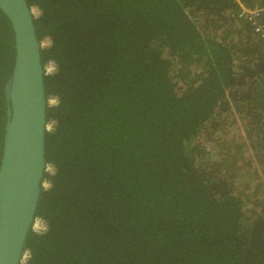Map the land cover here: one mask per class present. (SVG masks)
Segmentation results:
<instances>
[{
    "label": "trees",
    "instance_id": "16d2710c",
    "mask_svg": "<svg viewBox=\"0 0 264 264\" xmlns=\"http://www.w3.org/2000/svg\"><path fill=\"white\" fill-rule=\"evenodd\" d=\"M28 3L56 103L24 264H264V35L239 16L264 0ZM15 56L0 11V164Z\"/></svg>",
    "mask_w": 264,
    "mask_h": 264
},
{
    "label": "water",
    "instance_id": "95a60500",
    "mask_svg": "<svg viewBox=\"0 0 264 264\" xmlns=\"http://www.w3.org/2000/svg\"><path fill=\"white\" fill-rule=\"evenodd\" d=\"M15 37V62L5 85L7 124L0 164V264H24L28 237L49 186L45 139L52 129L37 10L28 0H0Z\"/></svg>",
    "mask_w": 264,
    "mask_h": 264
},
{
    "label": "built area",
    "instance_id": "2783aa9c",
    "mask_svg": "<svg viewBox=\"0 0 264 264\" xmlns=\"http://www.w3.org/2000/svg\"><path fill=\"white\" fill-rule=\"evenodd\" d=\"M262 14H264V7L256 8V9H243L242 12L239 14V16L242 17L243 19L247 20L254 27V30L256 33L264 35V26L260 22V17ZM42 44L44 46L43 42H42ZM54 69H55L54 65L52 63H50L49 65L46 66L45 72L47 74L52 73L54 71ZM49 103L55 104L56 100L55 99L49 100ZM263 115H264V112H263ZM50 171H52L51 168H50ZM35 224L36 225L40 224L42 232L45 231V229H46L45 223L42 220L36 219L34 225ZM25 254H26V256L24 257V261H23L24 263L26 262V260L29 257V253H25Z\"/></svg>",
    "mask_w": 264,
    "mask_h": 264
},
{
    "label": "rangeland",
    "instance_id": "374dc122",
    "mask_svg": "<svg viewBox=\"0 0 264 264\" xmlns=\"http://www.w3.org/2000/svg\"><path fill=\"white\" fill-rule=\"evenodd\" d=\"M36 15H38V11H37ZM43 43H44V46L49 45V41H48V40H45ZM53 103H54V102H53ZM237 126H238V127H242V123H241L240 121H238ZM234 131L237 132L238 130L235 129ZM231 161H232V160H229L228 162H231ZM49 172H52V171L49 170ZM255 182H257V181H255ZM255 184H256V183H255ZM33 231L38 232V233L42 232V229H41L40 224H38V225L35 224V225L33 226Z\"/></svg>",
    "mask_w": 264,
    "mask_h": 264
},
{
    "label": "flooded vegetation",
    "instance_id": "af4514ba",
    "mask_svg": "<svg viewBox=\"0 0 264 264\" xmlns=\"http://www.w3.org/2000/svg\"><path fill=\"white\" fill-rule=\"evenodd\" d=\"M6 127V126H5Z\"/></svg>",
    "mask_w": 264,
    "mask_h": 264
}]
</instances>
